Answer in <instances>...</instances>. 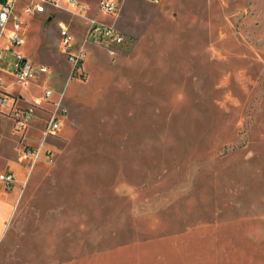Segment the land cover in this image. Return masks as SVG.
I'll list each match as a JSON object with an SVG mask.
<instances>
[{"label": "rangeland", "instance_id": "1", "mask_svg": "<svg viewBox=\"0 0 264 264\" xmlns=\"http://www.w3.org/2000/svg\"><path fill=\"white\" fill-rule=\"evenodd\" d=\"M120 1L103 17L122 43L14 4L35 69L24 96L53 95L24 131L0 116V171L21 166L0 187V264H38L39 228L154 237L167 242L159 264H264V0ZM61 23L85 52L77 67ZM57 102L61 130L45 136Z\"/></svg>", "mask_w": 264, "mask_h": 264}, {"label": "crops", "instance_id": "2", "mask_svg": "<svg viewBox=\"0 0 264 264\" xmlns=\"http://www.w3.org/2000/svg\"><path fill=\"white\" fill-rule=\"evenodd\" d=\"M60 7H55L58 11H66L71 13L74 17L78 18L82 23L85 24V30L88 32L90 18H95L103 23L115 25V22L106 21L103 17L104 11L99 9V2L97 0H75L79 4L85 6V11L82 13H77L73 10V6L70 5L68 0H58ZM100 1V0H99ZM118 5H120V0ZM5 2V0H0V7ZM31 0H21L22 8L26 12V4L30 3ZM98 2V4H97ZM120 7V6H119ZM50 7L47 8V10ZM41 12L47 13L48 11ZM103 12V13H102ZM38 13H33L31 16L33 17ZM106 14V13H105ZM108 14V13H107ZM14 15L20 14L15 12ZM116 16V15H115ZM76 20V23L77 21ZM22 26L21 33L23 35L24 43H25V35L27 34L28 28ZM61 26H66L68 30L70 29V25H66L65 23H61L60 25V35H61ZM26 29V31L24 30ZM14 31L13 28V21L11 20L7 28L5 30L4 36L0 40V47L4 49L3 55L0 57V92H8L11 93L14 98L16 99V106L20 108H25L29 104H36L38 108H43L45 106L44 102H47L42 98L36 96H24L25 91H27L30 85L33 83L31 81L30 85L27 88H23L15 83V77L13 75V67L11 65V61L13 59V55L11 53L12 50H16L21 52L28 60H31L28 56H26L21 50V46L19 48H12L9 43L8 36ZM86 32V36H87ZM71 37V35H70ZM72 40V47L74 46V42L76 41V37L74 36L73 39L71 37L70 41ZM76 51V50H73ZM32 61V60H31ZM43 86L41 87L42 94H43ZM54 107H52L53 109ZM0 116L10 118L14 123V118L6 112H0ZM7 169L2 171H12L16 176V182L18 181L16 173L19 175L21 166L17 162H10ZM15 182V185H16ZM15 187V186H14ZM4 219V213L0 217V232L1 226ZM67 229V228H66ZM214 232L220 233L221 228H214ZM234 230L233 228H231ZM242 229V228H240ZM51 230H53L51 232ZM57 228H39L37 239L40 242L41 251L38 254V264H159V258H167V255L164 250H166V243L158 241L154 237H149L146 239H137L135 238L136 235H129L126 239H119L114 240L115 236L110 234L106 235L107 240H99L95 241L93 238V233L89 235L90 240H78L77 233H72L71 236L64 240L63 236H59V232L56 231ZM67 231V230H66ZM70 235V234H68ZM87 232L85 234V238L87 237ZM68 237V236H66ZM112 237V238H111ZM122 238V236H121ZM203 242L205 241L206 236H203ZM218 239H221L218 237ZM214 248L213 258L216 263L217 253L216 247ZM203 251H199L197 258H204L207 255L210 256L211 254H207L202 248ZM206 249V248H205ZM200 255V256H199ZM165 263V261H162ZM204 263V261H203ZM170 264H174L171 262Z\"/></svg>", "mask_w": 264, "mask_h": 264}, {"label": "built area", "instance_id": "3", "mask_svg": "<svg viewBox=\"0 0 264 264\" xmlns=\"http://www.w3.org/2000/svg\"><path fill=\"white\" fill-rule=\"evenodd\" d=\"M19 0H5L0 7V40L5 34L8 23L13 21L14 31L8 36L9 43L12 48H19L23 43V35L21 33L22 20L18 15H14V4ZM155 3L161 0H151ZM73 10L77 13L85 11V6L79 4L75 0H68ZM60 7L58 0H31L30 3L26 4V12L41 13L45 12L48 7ZM99 9L108 14L116 15L119 11V5L117 0H100ZM87 36L95 42H106V43H122L125 41L124 35L114 25L103 23L95 18H90V24L87 32ZM61 39L63 45L69 50V54L73 65L79 66L82 59L85 57V52L79 51L77 53L70 51L71 37L69 30L66 26H61ZM4 49L0 47V57L3 55ZM13 59L11 65L13 67V75L15 77V83L23 88H27L33 76L35 75V69L33 62L28 60L21 52L12 50ZM46 67H41L40 71L45 72ZM1 85V79H0ZM53 95L52 89L44 87L42 98L46 101H50ZM36 104L32 103L25 108L16 106V99L11 93L0 92V112H6L14 118V126L17 130L24 131L32 121L33 110ZM66 112L64 107L60 106V102L56 103V106L50 113V116L44 125L45 136H57L61 130L62 122L61 116ZM42 149V145L36 151L35 155L38 157ZM48 153H52L51 150H47ZM32 149L28 150V155H32ZM16 182V176L12 171H0V187L5 191H10L14 188Z\"/></svg>", "mask_w": 264, "mask_h": 264}]
</instances>
